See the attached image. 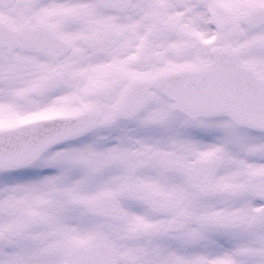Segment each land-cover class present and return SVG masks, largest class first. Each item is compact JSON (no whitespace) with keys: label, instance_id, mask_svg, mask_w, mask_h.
Instances as JSON below:
<instances>
[{"label":"snow or ice","instance_id":"1","mask_svg":"<svg viewBox=\"0 0 264 264\" xmlns=\"http://www.w3.org/2000/svg\"><path fill=\"white\" fill-rule=\"evenodd\" d=\"M0 264H264V0H0Z\"/></svg>","mask_w":264,"mask_h":264}]
</instances>
